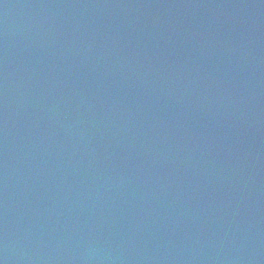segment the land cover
<instances>
[{"label":"water","instance_id":"95a60500","mask_svg":"<svg viewBox=\"0 0 264 264\" xmlns=\"http://www.w3.org/2000/svg\"><path fill=\"white\" fill-rule=\"evenodd\" d=\"M165 1L121 0L115 12L102 8L105 0H96V9L101 19L117 26L109 28L103 22L110 30L119 29L121 39L141 30L140 40L149 44L153 21L168 17ZM68 2L63 17V0H0V264H24L25 247L12 249L6 242L16 232L30 231L23 228L34 214L39 223L62 212V202L81 195L100 196L99 207L71 206L69 219L76 230L61 243V251L50 244L53 250L42 252V262L32 255L37 258L33 264H46L47 259L65 263L67 254V264H264V174L255 178L240 159H232V165L225 162L234 151L229 138L247 128L249 145L243 147L255 145L254 150L242 148L236 155L246 152L248 161L258 162L262 169L264 165V116L258 115L264 105V52L257 49L259 43L264 46V26H257L264 22V0L210 2L209 13L228 26L223 40L233 36L237 47L248 40L246 48L231 51L219 44L213 56L193 60L192 66L204 63L205 69L195 67L186 78L171 79L174 88L181 84L170 96L159 91L138 96L129 93L134 88L122 87H108L101 94L98 89L104 83L86 92L74 89L64 66L65 52L81 49L68 43L73 37L67 41L63 21L69 23L71 35L91 39L86 52L102 50L84 30L80 14L78 23L69 20L76 11L74 0ZM168 18L176 21L175 14ZM247 27L252 30L245 31ZM184 32L177 40L193 47L198 38ZM114 34L103 53L115 47ZM220 48L230 54L220 55ZM116 63L104 67L99 77L103 82L114 79L110 70ZM123 75L119 74L120 82ZM184 87L194 92L191 105L181 104ZM122 102L142 113L152 110L149 116L157 123L147 124L144 134L139 127L134 138L140 139L131 142L140 149L134 160L113 158L111 151L118 127L135 131L133 111L116 120ZM205 118L214 123L204 125ZM226 122L231 128L227 133L221 130L226 139L210 142L207 128ZM190 129L200 136L174 143V137ZM8 156H13L9 163ZM62 189L71 192L65 195ZM115 202L116 211L127 214L120 213L109 231L94 239L80 228L101 217L104 205L109 211Z\"/></svg>","mask_w":264,"mask_h":264}]
</instances>
